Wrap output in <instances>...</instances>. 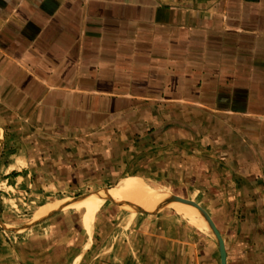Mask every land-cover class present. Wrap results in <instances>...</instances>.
I'll return each instance as SVG.
<instances>
[{"label": "crops", "instance_id": "1", "mask_svg": "<svg viewBox=\"0 0 264 264\" xmlns=\"http://www.w3.org/2000/svg\"><path fill=\"white\" fill-rule=\"evenodd\" d=\"M126 176L110 208L36 221ZM134 179L198 197L225 264H264V0H0V221L32 222L0 226V264H220Z\"/></svg>", "mask_w": 264, "mask_h": 264}, {"label": "bare ground", "instance_id": "2", "mask_svg": "<svg viewBox=\"0 0 264 264\" xmlns=\"http://www.w3.org/2000/svg\"><path fill=\"white\" fill-rule=\"evenodd\" d=\"M133 183L135 184L136 188H138L139 192L138 191H134V189L131 186H129V185H127L126 187H123L126 192H134L135 194H138L139 196L143 195V197L145 199H147L149 202H152V203L156 202L157 204H156V206H155L154 209L159 208V207H164V206L168 205L171 209L175 210L176 212H178L179 214H181L182 216H184L188 220H190V221H196L194 223L197 224L200 228L205 229V230H208V231L210 230L207 222L205 221V219L203 218V216L198 212V210L196 209V207L193 206V205H191V204H189V203H187V202H185V200H183L185 198L177 197V196L174 195L175 198H169L168 200L162 201L166 197V194H161V193H159L156 190L150 191V192H152L154 194L148 193V191L145 193L144 192V189L146 190L147 188H145V186L143 188H141V183L142 182H140L137 179L136 180L134 179ZM110 187L111 186L104 188V190H101L100 192L96 193L93 196L83 197V196H85V195H83L80 198H77L75 200V202L78 203V204L87 205V202L89 200H91L92 198H97L98 199L100 197L101 198L99 200H103L104 201L105 198L109 196L108 193L112 190V188L109 190V192H106L105 195L103 193L107 190V188H110ZM106 194H108V195H106ZM155 195H157L158 197L155 196ZM67 202L68 201L65 200L60 205H59L58 202H56L55 204H56V207H58V206H62L64 204H66ZM98 202H100V201H98ZM175 206H177L176 208H178L181 212H183L186 215L180 213L175 208ZM94 210H95V205L91 209L90 215L88 216V219H87V223L89 222V220H90V218H91ZM42 214L37 215L38 217H36V218H39ZM210 232H211V230H210Z\"/></svg>", "mask_w": 264, "mask_h": 264}, {"label": "rangeland", "instance_id": "3", "mask_svg": "<svg viewBox=\"0 0 264 264\" xmlns=\"http://www.w3.org/2000/svg\"><path fill=\"white\" fill-rule=\"evenodd\" d=\"M126 178H128V176H126V177H124L123 179H121L120 181H118V182H114V181H111V182H109V181H103V182H93V183H89V184H87V186L86 187H84V189L83 190H81L82 192H84L85 194L84 195H88V194H90V193H93V192H96L97 190L96 189H103L104 190V188H106V187H109V186H113V185H116V184H118L119 182L121 183L124 179H126ZM146 181V183L147 184H149L150 186H152V187H154V188H152V187H149L147 184V189H154V190H156V191H158L159 193H161V194H174V193H179V194H181L182 193V189L181 188H176L174 185H173V183L174 182H167V183H170V184H165V182H162V181H153V180H145ZM144 187V185L141 183V188H143ZM146 188V187H145ZM145 190L144 189V192L146 193L147 191H148V193L150 192V190ZM81 191H76V193H74L73 194V197L74 196H77V194H79V193H81ZM70 196H72V195H70ZM60 197H62L61 199H60ZM87 197V196H86ZM185 197H189V198H192V199H194L195 201H197L198 203H199V198L198 197H191V196H185ZM59 200L57 201V202H62L65 198L66 199H71V198H68L67 197V194H65V196H64V194L63 195H61V196H58L57 197ZM106 199V201H105V205H104V207L106 206H108V208H110L109 206H111L112 204L110 203V198L109 197H106L105 198ZM24 202V203H23ZM22 203H23V205H24V207L26 208V209H29V208H33V207H35V203H29V200L28 201H23ZM30 204V205H29ZM200 204V203H199ZM201 206H203L202 204H200ZM37 206V205H36ZM204 208H205V206H203ZM121 208H122V210H125V209H130V207H128V206H121ZM161 210H163V211H165V212H176V211H174L173 209H171L168 205H166V206H164V207H159V208H156L153 212H157V211H161ZM180 212V211H179ZM177 213V212H176ZM180 213H182V212H180ZM61 215H63V216H65V215H69V216H71L72 217V219L71 220H73L74 219V221L75 222H77V220H79V217L81 216V218H82V220L84 221L85 219H84V211H83V209H81V208H75L73 205H71V206H69V207H67V208H65V211L63 212V213H60ZM178 214V213H177ZM183 214V213H182ZM36 215V214H35ZM94 215V214H93ZM179 215V214H178ZM184 215H186V214H184ZM21 216V215H20ZM28 216H29V213H28ZM27 216V214H25V215H23L22 214V217L23 218H26V217H28ZM206 232H208V233H210L211 234V232H210V230L208 231V230H206Z\"/></svg>", "mask_w": 264, "mask_h": 264}, {"label": "water", "instance_id": "4", "mask_svg": "<svg viewBox=\"0 0 264 264\" xmlns=\"http://www.w3.org/2000/svg\"><path fill=\"white\" fill-rule=\"evenodd\" d=\"M97 191H100V190H103V189H96ZM85 193H80L79 195L77 196H74L73 198H71L66 204L62 205V206H58L52 210H49L48 212H46L45 214L41 215L36 221H39L41 219H43L44 217L50 215L51 213L55 212V211H58V210H62V209H65L69 206H71L75 200L77 198H80L81 196H83ZM169 198H175L174 195L172 194H167L166 197L162 200V201H165V200H168ZM185 200V202L193 205L196 207V209L198 210V212L203 216V218L205 219V221L207 222L210 230H211V233L213 234L216 242H217V245H218V248H219V253H220V264H225V249H224V243H223V239H222V236L219 232V230L217 229L212 217L205 211L204 207L201 206L200 204H198L197 202L195 201H192V200H188V199H183ZM144 210V209H142ZM141 210V211H142ZM32 222H26V223H23L21 224L20 226L18 227H8L6 225H4L1 221H0V226L1 228L3 229H9V230H17L18 228L20 227H23V226H28L30 225Z\"/></svg>", "mask_w": 264, "mask_h": 264}]
</instances>
